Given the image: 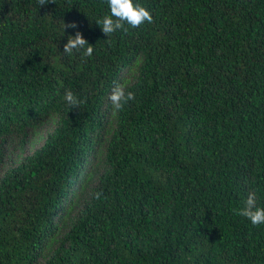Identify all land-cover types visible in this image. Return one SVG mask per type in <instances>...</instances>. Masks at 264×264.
<instances>
[{"label": "trees", "instance_id": "1", "mask_svg": "<svg viewBox=\"0 0 264 264\" xmlns=\"http://www.w3.org/2000/svg\"><path fill=\"white\" fill-rule=\"evenodd\" d=\"M135 2L0 0V264H264V0Z\"/></svg>", "mask_w": 264, "mask_h": 264}, {"label": "clouds", "instance_id": "2", "mask_svg": "<svg viewBox=\"0 0 264 264\" xmlns=\"http://www.w3.org/2000/svg\"><path fill=\"white\" fill-rule=\"evenodd\" d=\"M38 2L40 6H43L49 2H55V0H38ZM106 2L110 9V14L104 15L96 23L100 25L103 33L109 38L118 31L127 34L129 28L136 29L145 23H153L152 13L142 4L136 3L135 0H106ZM66 27L75 28L77 25L73 22L66 25ZM74 51L82 52V55L85 57H90L93 53V46L87 42L80 32H77L74 37L69 36L63 48V52L69 56ZM142 63L143 58L138 57L135 68H139ZM131 83L130 78L125 79L123 82L117 83L112 89L109 99L112 104V114L114 116L123 111L129 101L135 100V93L128 90ZM63 99L71 109L80 108L85 103L72 90H66ZM233 212L236 215L246 217L254 226L264 224V208L257 207V197L254 191L248 193L244 206L233 209Z\"/></svg>", "mask_w": 264, "mask_h": 264}]
</instances>
